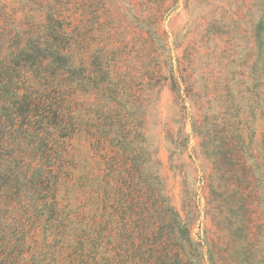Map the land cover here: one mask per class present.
Returning <instances> with one entry per match:
<instances>
[{"label":"trees","instance_id":"1","mask_svg":"<svg viewBox=\"0 0 264 264\" xmlns=\"http://www.w3.org/2000/svg\"><path fill=\"white\" fill-rule=\"evenodd\" d=\"M40 1L35 6L48 10ZM47 12L44 21H28L24 29L0 20V264H26L23 255L38 230L46 239L66 236L54 231L64 223L58 194L72 178L69 146L78 135L87 137L95 156L104 152L102 183L81 177L83 207L95 210L81 212V255L90 264H264L247 226L240 250L231 241L224 250L229 257L221 258L211 241L206 253L192 236V220L180 215L155 171V153L141 158L150 106L169 80L157 60L134 71L118 48L91 49L89 34ZM156 16L135 19L148 27L152 43ZM257 37L264 97V21ZM177 72L171 76L174 93L182 84L192 86L184 68ZM85 95L94 101L81 100ZM208 181L217 210L218 179L211 175ZM247 190L241 185L242 199ZM43 262L37 255L31 264Z\"/></svg>","mask_w":264,"mask_h":264},{"label":"rangeland","instance_id":"2","mask_svg":"<svg viewBox=\"0 0 264 264\" xmlns=\"http://www.w3.org/2000/svg\"><path fill=\"white\" fill-rule=\"evenodd\" d=\"M37 1L0 0V20L24 29L28 21H44L51 9L89 34L91 49L104 44L118 48L134 71H145L157 60L169 80L150 106L141 158L148 159L146 151L155 153L160 161L155 171L180 215L192 220V236L206 253L211 241L221 258L229 257L224 250L231 241L240 250L247 235L243 226L264 253V97L258 84L257 37L264 0H42L48 10L35 6ZM154 15L159 39L154 35L152 43L148 27L135 19ZM180 66L192 86L182 84L174 93L171 76H179ZM81 100L90 104L94 97ZM69 152L72 178L58 194L64 223L54 230L66 236L46 239L38 230L29 238L26 264L37 255L44 264H90L81 255V212L95 210L83 207L87 196L81 177L102 183L104 152L95 156L81 135L70 142ZM211 175L218 179L217 210L208 190ZM244 183L248 190L242 199Z\"/></svg>","mask_w":264,"mask_h":264}]
</instances>
